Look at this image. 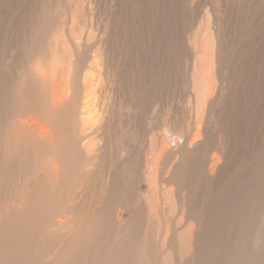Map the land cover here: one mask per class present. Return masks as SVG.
I'll return each mask as SVG.
<instances>
[{"label": "rangeland", "instance_id": "obj_1", "mask_svg": "<svg viewBox=\"0 0 264 264\" xmlns=\"http://www.w3.org/2000/svg\"><path fill=\"white\" fill-rule=\"evenodd\" d=\"M64 1L0 0V122L19 67L10 52L21 56L22 45L47 34L60 10L62 19L74 17L73 33H94L98 23L112 67L106 153L92 187L97 192L106 180L108 187L103 202L91 207L111 206L114 219L139 237L153 232L156 264L161 248L180 257L177 233L190 229L199 234L196 248L178 264H222L225 249L236 245L240 200L256 197L255 185L264 179V0H77L79 11ZM213 45L220 49L217 63L210 58ZM154 138L158 148L163 138L168 148L152 178L162 189L158 199L146 173ZM191 143L197 149L190 151ZM206 157L218 162L211 180ZM177 192L186 207L177 205ZM152 204L156 226L149 220ZM112 245L120 248L117 239ZM127 255L119 258L129 262Z\"/></svg>", "mask_w": 264, "mask_h": 264}, {"label": "bare ground", "instance_id": "obj_2", "mask_svg": "<svg viewBox=\"0 0 264 264\" xmlns=\"http://www.w3.org/2000/svg\"><path fill=\"white\" fill-rule=\"evenodd\" d=\"M65 1L71 5L69 9L73 5L79 11L77 0ZM62 17L60 10L47 34L29 42L27 38V43L21 44L25 47L21 56L14 51L9 54V58L17 57L19 67L3 112L7 117L0 122V264H113V256L118 259L116 264H156L151 259L152 252L153 258L155 255L151 249L153 232L139 237L132 227L114 219L111 206L91 207L103 202L108 187L106 180L104 188L95 192L92 182L95 167L106 153L103 133L109 122L112 66L105 48L107 38L98 23L91 27L94 33L76 34L69 24L74 17ZM211 50L210 58L217 63L220 49L213 45ZM191 52L199 53L196 46H191ZM154 139L152 167L146 173L149 185H153L152 197L158 199L162 189L160 192L152 178L168 148L164 138L159 148V139ZM197 147L191 143L189 150ZM221 154L224 157L223 149ZM205 160L210 164L206 172L211 180L218 162ZM176 176L177 170L171 166L170 179ZM255 186L256 197L240 200L235 219L239 226L236 245L230 251L225 249L222 264H264V199L260 200L264 198V179ZM176 195L177 205L186 207L184 197L179 192ZM150 212L149 220L155 225L156 204ZM195 231L177 233L180 257L161 248L157 264H178L191 248H196L199 234ZM116 239L117 250L112 245ZM125 254L129 262L119 258Z\"/></svg>", "mask_w": 264, "mask_h": 264}]
</instances>
